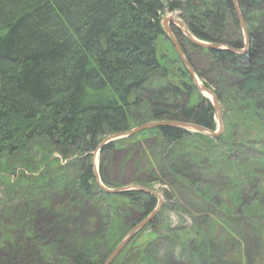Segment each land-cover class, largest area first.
Here are the masks:
<instances>
[{"label":"trees","instance_id":"obj_1","mask_svg":"<svg viewBox=\"0 0 264 264\" xmlns=\"http://www.w3.org/2000/svg\"><path fill=\"white\" fill-rule=\"evenodd\" d=\"M236 1L246 23L248 51L236 55L205 50L220 73L234 79L230 91L217 95L222 133L208 144V152L216 157L219 169L232 162V157L223 161L222 157L230 152L224 146L255 154L253 149H247L251 143L249 132L264 133V0ZM258 2L261 9L253 11ZM194 5V0H0V156L11 157L34 142L52 146L61 156L69 151L87 154L96 150L101 137L129 132L131 115L141 106L149 112L148 120L191 123L214 131V111L209 101L197 95L195 105H179H185L195 90L187 83L171 85L167 81L169 71L157 55L156 43L164 34L161 17L165 12H181L187 30L198 41L241 50L240 37H229L225 32L229 24L239 29L230 0H205L200 6ZM247 12L263 19L259 26L253 24L255 21L247 24ZM154 79L167 83L154 89L150 87ZM224 104L228 111L223 109ZM248 120L255 125L238 124ZM154 130L170 145L186 136L185 131L175 127ZM261 140L264 147V136ZM116 145H104L99 155L123 147ZM221 145L224 146L218 149ZM191 152L207 155V150ZM205 159L200 157V161ZM210 162L207 158L205 168ZM250 165L244 167V172L237 170V175L229 167L210 170L215 177L219 174L227 187L231 186V204L218 196L212 179V187L200 183L206 189L195 198L197 203L186 207L187 218L204 230L206 243L177 242L176 235L169 238L171 233H162L165 204L176 199L171 190L175 188L177 196L182 190L190 193L186 184H179L176 169L171 167L168 176L177 188L171 184V189L162 192L164 203L155 217L112 264H176L182 263L180 258H187L191 264H243L246 241L253 248L260 242L259 252L264 255V164L257 175ZM79 171L74 191L82 198L98 196L117 220L123 219L126 209L145 218L157 206L156 197L144 192L109 194L100 190L90 163L81 165ZM193 200L194 192L183 199L187 204ZM145 229L154 241L133 253L130 246ZM114 234L120 236L117 231ZM198 238L202 239L200 233ZM209 243L214 246L209 247ZM162 244L167 246L165 250H160ZM178 250L184 256L176 260ZM75 255L69 264H91L92 256L87 253ZM258 261L255 258L253 263L261 264Z\"/></svg>","mask_w":264,"mask_h":264},{"label":"rangeland","instance_id":"obj_2","mask_svg":"<svg viewBox=\"0 0 264 264\" xmlns=\"http://www.w3.org/2000/svg\"><path fill=\"white\" fill-rule=\"evenodd\" d=\"M183 1L193 0H181L182 3ZM203 3H205V0H194V4L197 6ZM261 7L262 5L258 2L252 10L258 11ZM180 13L165 12L161 19L169 17L174 21H178L182 26L179 27L176 22H173L166 24V29L174 36V40L179 45L196 78V83L181 64L168 35L164 33L157 40L156 47L159 60L170 74L167 81L175 86L187 83L194 88L193 96L186 100V104L179 103V105H195L197 95L211 104L210 97L207 95L203 96L198 91L197 88L202 87L215 97L220 109L217 95L222 96L223 91L227 89L230 91L233 88L234 79L232 76L220 73L219 66L217 67L212 62V58L208 57L205 50L198 51L193 48L185 33H188L193 39L195 38L187 30ZM245 15L249 19L247 24H252L255 21L253 24L255 23L259 26L260 22L263 21L262 18L253 12H247ZM240 16L242 19L241 13ZM236 21L238 23L237 16ZM243 23L246 28L244 20ZM176 32L177 34H174ZM225 32L229 37L232 34L234 38L240 37L242 50L243 37L240 27L237 31V28L229 24L226 25ZM247 44L248 51L249 43ZM219 45L231 49L229 46ZM185 72L186 74L184 75ZM167 81L154 79L150 87L154 89L163 88ZM226 94H223V96H226ZM223 101L225 100L223 99ZM169 102L172 103L173 101L170 100ZM223 109L228 111V107L225 104ZM134 117H137V119H134ZM148 118L149 112L145 106H141L131 115L132 120H129L128 131L150 123H183L178 121L155 122L148 120ZM213 119L215 128L212 132L208 131L211 133H215L217 130L215 116ZM254 123L253 120H250V122L248 120L247 123L238 122L240 126L255 125ZM256 131L249 132L250 135L247 134L251 141L247 149H253L255 154L247 153L245 150L243 152L242 149L241 151L236 150L235 146L232 148L230 145H221L218 148L220 149L224 146V150L231 152L232 155L229 152L222 158L225 161L232 157L230 160L232 162H227L225 168L233 169L235 175H237V170L244 172V167L247 164L252 165L250 166L254 175L261 174L264 164V156H262V154L264 155V147L260 141H262L264 133L258 134ZM185 132L184 140L170 145L163 142L154 129L143 131L131 138L117 139L110 142L116 145L123 140L120 143L121 145H116V147H123L105 155H94L95 150H93L84 155L69 151L65 156H61L52 146L44 142H34V145H29L24 151H20L11 157L0 156V264H69L70 259L79 253H87L90 257L92 256L91 264H102L126 234L143 221L144 216L142 214L139 215L137 212L127 209L123 219L117 220L114 218L113 212L110 211L112 209L109 210L108 205H102L98 196L82 198L74 191L73 185L76 176L80 173L79 167L86 163L94 165L98 181L104 189L124 188L132 190L138 187L148 192L156 193L160 198V206L164 203L162 192L168 187L171 189L169 186L171 184L173 187L175 186L173 179L168 176L170 169H172L171 167H174L177 172V181L179 184H186L190 193L182 190L180 195L177 196L174 192L175 188L171 190L176 199L165 204L166 208L161 214L162 233L166 235L171 233L169 238H173L176 235L177 242L180 240L189 242L191 240L206 243L204 230L200 226L194 225V222L187 218L188 214L185 209L197 203L198 200H195V198H199V193L202 194L201 191L206 189L203 188L204 186H200L201 182H205L206 187L209 188L212 187L210 182L213 179L217 185V187L216 185L214 187H216L215 190L218 196L227 204H231V201L228 202L231 197V186L227 187L226 182L219 174L218 177H215L210 172L211 169L213 172L225 169H219L217 160H215L216 157L208 152L210 141H213L221 134L210 138L193 131ZM220 133H222V130ZM112 135L101 137L97 147ZM212 144L216 145V143ZM130 145L132 146L131 149L128 148ZM197 149L207 150V155L191 152ZM217 154L220 156L219 153ZM201 156L208 158L211 161L210 164H214L213 168H210V164L209 168H205L207 167L206 159L200 161ZM230 164L232 167H230ZM217 173L219 172H215V174ZM179 175H182V178ZM184 179L193 180H187L186 182ZM96 185L101 190L97 183ZM191 192H194V200L187 204L183 199L187 198ZM107 203L110 205L109 201ZM58 211H62V213L60 214ZM115 231L120 236L115 237ZM149 233L145 229L136 236L135 241L130 246L133 253H136L137 249L143 244L152 245L154 240L150 238ZM199 233L203 240L198 238ZM256 241L258 240L256 239ZM54 242H56L55 247L52 245ZM162 242L163 240L159 241V243ZM165 243L167 245V242ZM56 244L57 246L59 245L58 248ZM256 245V248H253L246 241V244H244L246 259L243 264H252L255 258L259 259V263L264 264V255L259 252L260 242ZM208 246L212 247L214 245L209 243ZM166 247L165 244H162L160 250H165ZM178 252L175 256L176 260L184 256V252L180 253L179 250ZM115 259L116 257L112 263ZM180 259L178 261H182V263L176 264H191L187 258ZM100 260L102 261L99 262Z\"/></svg>","mask_w":264,"mask_h":264},{"label":"water","instance_id":"obj_3","mask_svg":"<svg viewBox=\"0 0 264 264\" xmlns=\"http://www.w3.org/2000/svg\"><path fill=\"white\" fill-rule=\"evenodd\" d=\"M234 10H235V15L237 16V20H238V24L239 27L241 29V33H242V37H243V49L242 50H233V49H229L226 48L224 46L221 45H217V44H209V43H203L200 41H197L195 39H193L188 33H185L186 38L188 39V41L195 47L200 48L202 50H211V51H215V52H219V51H225V52H229L232 54H236V55H243L246 53L247 51V43H248V38L246 37V30L244 27V23L243 20L241 19L240 16V12H239V8L237 5L236 0H230ZM176 22L179 27L181 26L180 23L178 21H174L170 18H165L162 20L161 22V26L164 29V32L166 33V35H168L169 41L171 43V45L174 47V50L176 51V54L181 62V64L183 65V67L186 69V71L188 72V74L192 77V79L194 80V82L196 83V78L192 73V70L190 69L186 59L183 56V53L179 47V45L177 44V42L174 40V36H172L166 29V24L168 23H173ZM182 27V26H181ZM198 91L201 94H205L208 97H210L211 101H212V106H213V110H214V115L216 118V123H217V130L215 133H211L206 131L205 129L198 127L194 124L191 123H150V124H146L144 126H140L137 127L129 132L123 133V134H116V135H112L110 137H108L105 141H103L95 150V152L93 153L94 155L99 154L100 149L114 141L117 139H125L128 137H131L137 133L143 132V131H147V130H152V129H157V128H161V127H175V128H179L185 131H193L199 134H204L210 138L216 137L217 135L220 134L221 130H222V125H221V118H220V109L218 107L217 101L215 99V97L211 94L208 93L207 91H205L202 87L201 88H197ZM94 160V157H93ZM93 167V173H94V178L96 180V183L98 184V186L101 188V190H103L105 193H109V194H121L127 191H140V192H144L147 194H151L153 196H155L158 199V203L156 208L145 218L143 219V221H141L137 226H135L133 229H131L126 236L119 242V244L113 249V251L110 253V255L107 257L106 261L104 262V264H111L113 259L115 257H117L120 252L126 247V245L133 239V237L138 234L139 232H141L151 221L152 219L155 217L156 213L158 212L159 208H160V198L159 196L154 193V192H148L146 190L140 189L138 187L133 188L132 190L129 189H113V190H108V189H104L101 184L98 181L97 178V173L96 170L94 169V165H92Z\"/></svg>","mask_w":264,"mask_h":264},{"label":"flooded vegetation","instance_id":"obj_4","mask_svg":"<svg viewBox=\"0 0 264 264\" xmlns=\"http://www.w3.org/2000/svg\"><path fill=\"white\" fill-rule=\"evenodd\" d=\"M174 34H177V32H176V33H174Z\"/></svg>","mask_w":264,"mask_h":264}]
</instances>
